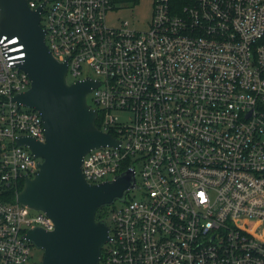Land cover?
Segmentation results:
<instances>
[{
    "label": "built area",
    "instance_id": "1",
    "mask_svg": "<svg viewBox=\"0 0 264 264\" xmlns=\"http://www.w3.org/2000/svg\"><path fill=\"white\" fill-rule=\"evenodd\" d=\"M26 1L67 79L99 82L87 99L118 143L91 148L84 177L135 175L100 264H264V0H153L144 29L110 23L137 0ZM25 56L0 36V264L33 262L28 231L55 228L17 200L42 161L23 138L46 140L41 113L15 99L31 87Z\"/></svg>",
    "mask_w": 264,
    "mask_h": 264
},
{
    "label": "water",
    "instance_id": "2",
    "mask_svg": "<svg viewBox=\"0 0 264 264\" xmlns=\"http://www.w3.org/2000/svg\"><path fill=\"white\" fill-rule=\"evenodd\" d=\"M0 9V36L19 37L26 52L19 65L31 78V87L15 99L41 113L46 131L45 142L23 138L42 161L39 172L25 178L17 200L45 211L55 222L53 230L28 231L33 244L44 250L41 261L29 264H100L109 225L97 219V210L124 200L135 186V175L127 170L94 184L83 175L82 160L91 148L118 143L98 127V111L87 99L99 82L68 81L67 62L59 61L46 43L41 6L33 9L26 0H0Z\"/></svg>",
    "mask_w": 264,
    "mask_h": 264
},
{
    "label": "rangeland",
    "instance_id": "3",
    "mask_svg": "<svg viewBox=\"0 0 264 264\" xmlns=\"http://www.w3.org/2000/svg\"><path fill=\"white\" fill-rule=\"evenodd\" d=\"M152 8L153 0H137L135 2H129L125 5L120 6L110 15V23L117 24L121 20L129 19L132 25L144 29L148 26V21L150 20L152 15ZM68 80L71 82L75 80V78L72 75H69ZM88 100L91 104H94L91 94L88 95ZM140 191L141 189L138 188L133 189L132 191H130L128 198L133 195H138ZM112 206H118V201H115ZM107 222H111L110 214L107 216ZM43 255L44 250L42 248L36 246L32 248V261H41Z\"/></svg>",
    "mask_w": 264,
    "mask_h": 264
},
{
    "label": "trees",
    "instance_id": "4",
    "mask_svg": "<svg viewBox=\"0 0 264 264\" xmlns=\"http://www.w3.org/2000/svg\"><path fill=\"white\" fill-rule=\"evenodd\" d=\"M188 1H189V0H173V2H174L175 4H179V5L185 4V3H187ZM98 124H99V121H98ZM23 185H24V181L21 180V181L19 182V184H18V190H19V191L22 189ZM15 199H16V195L13 194V195L11 196V200H12V201H15ZM110 209H111V206H110V205H105V206L99 208V209L97 210V213H96V217H97V219H98V220H100V219H104V220L107 221V216L110 214Z\"/></svg>",
    "mask_w": 264,
    "mask_h": 264
}]
</instances>
